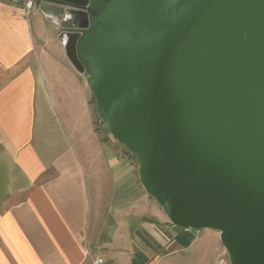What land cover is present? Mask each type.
<instances>
[{"label": "water", "instance_id": "obj_1", "mask_svg": "<svg viewBox=\"0 0 264 264\" xmlns=\"http://www.w3.org/2000/svg\"><path fill=\"white\" fill-rule=\"evenodd\" d=\"M41 1L170 221L264 264V0Z\"/></svg>", "mask_w": 264, "mask_h": 264}, {"label": "crops", "instance_id": "obj_2", "mask_svg": "<svg viewBox=\"0 0 264 264\" xmlns=\"http://www.w3.org/2000/svg\"><path fill=\"white\" fill-rule=\"evenodd\" d=\"M1 1L0 264H231L214 230L173 224L138 156L96 131L65 7L38 0L26 16Z\"/></svg>", "mask_w": 264, "mask_h": 264}, {"label": "built area", "instance_id": "obj_3", "mask_svg": "<svg viewBox=\"0 0 264 264\" xmlns=\"http://www.w3.org/2000/svg\"><path fill=\"white\" fill-rule=\"evenodd\" d=\"M38 0H11V6L19 7V9L26 15L29 16L36 7ZM2 1L0 0V3ZM104 258L101 256L95 257L92 260V264H103Z\"/></svg>", "mask_w": 264, "mask_h": 264}, {"label": "rangeland", "instance_id": "obj_4", "mask_svg": "<svg viewBox=\"0 0 264 264\" xmlns=\"http://www.w3.org/2000/svg\"><path fill=\"white\" fill-rule=\"evenodd\" d=\"M58 33V32H57ZM50 34V32H49ZM87 75V74H86ZM88 78V75L86 76ZM86 78V79H87ZM87 82V81H86ZM88 85V84H87ZM92 100H93V104L94 106L96 107V101H95V98L93 97L92 95ZM94 120L96 122V131L100 134V135H105L107 136L109 134V136L113 137L110 132L108 131L107 129V126H106V120H107V117L105 116V114L98 110L97 107H96V111H95V115H94ZM126 147V146H125ZM127 148V147H126ZM138 156V155H137ZM139 158V156H138ZM217 235L220 236V233L218 231H215Z\"/></svg>", "mask_w": 264, "mask_h": 264}, {"label": "flooded vegetation", "instance_id": "obj_5", "mask_svg": "<svg viewBox=\"0 0 264 264\" xmlns=\"http://www.w3.org/2000/svg\"><path fill=\"white\" fill-rule=\"evenodd\" d=\"M84 20H86V19H84Z\"/></svg>", "mask_w": 264, "mask_h": 264}]
</instances>
